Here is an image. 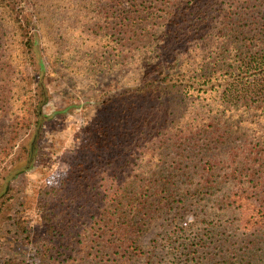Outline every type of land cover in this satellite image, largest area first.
I'll list each match as a JSON object with an SVG mask.
<instances>
[{"label": "trees", "instance_id": "16d2710c", "mask_svg": "<svg viewBox=\"0 0 264 264\" xmlns=\"http://www.w3.org/2000/svg\"><path fill=\"white\" fill-rule=\"evenodd\" d=\"M17 1L0 0V76L16 136L31 118L34 132L3 167V202L36 157L48 168L47 155H36L54 119L43 112L48 84L96 87L122 69L138 71L140 82L84 106L91 115L69 146L65 175L16 199V241L34 247L39 264H155L142 246L152 223L213 197L244 237L214 264H264L254 247L264 238V0H164L165 15L141 29L138 46L123 43L118 29L128 25L112 22L100 0H26L29 13ZM218 150L222 157H210ZM207 254L189 252L185 264Z\"/></svg>", "mask_w": 264, "mask_h": 264}, {"label": "rangeland", "instance_id": "374dc122", "mask_svg": "<svg viewBox=\"0 0 264 264\" xmlns=\"http://www.w3.org/2000/svg\"><path fill=\"white\" fill-rule=\"evenodd\" d=\"M163 2L164 0H100V6L108 11L112 22L117 23V26L118 23L128 25V28L118 29L122 34L123 43L138 46L146 41L141 29L165 15ZM17 3L29 13L26 0H19ZM28 72L35 75L33 71ZM63 81L67 79H54L53 83L48 84L44 93L46 102L43 105V112L46 115H52L54 119L43 127L36 155L40 153L47 155L43 161L48 163V168L43 169L40 157H36L25 173L11 179L9 184L11 192L8 193V197H5L7 201L0 200V207L4 209L3 212L0 210V264L9 258L22 260L25 264H39V256L35 253L34 247L29 243L16 241L18 240L15 234L16 229L11 220V217H15L18 213L16 211L21 207L16 199L20 197L22 200L25 195H28L27 193L44 185L49 179L65 175L71 155L69 146L76 132L85 124V118L91 115V110L84 109L85 105L98 101L106 90L112 95L114 90L111 88L116 87L121 90L130 84L140 82V77L138 71L128 72L122 69L112 75L101 76L96 87L84 79H69L72 84L68 87ZM40 94V87L34 84L32 97L41 99ZM9 102V82L2 80L0 76V109L2 111L0 113V179L4 175L3 167L9 163L21 144L29 143L34 132V118H31L30 124L18 130L16 136V113L13 112V107ZM220 150L213 151L210 157H222ZM22 165H26V162L21 163L19 167ZM14 168L16 169V166ZM206 199L207 201L196 199L187 201L183 206L174 207L170 213L152 223L142 238V246L156 256L153 259L155 264H185V260L190 257L188 253L195 250L199 253H208L205 256L206 259L202 260V264H214L222 257L221 249L233 250L240 247L233 243H240L244 237L235 226L226 223L229 215L226 212H220L214 206L213 197H206ZM24 215L29 221V230L40 234L30 214L25 213ZM207 223L211 224L207 225ZM205 229H208V234ZM200 238H203L208 249L200 248ZM222 239H228L224 248L219 247L222 245ZM259 239V244L254 247L256 251L259 248L264 251V238ZM255 241L257 242V239ZM200 256L204 257V255Z\"/></svg>", "mask_w": 264, "mask_h": 264}]
</instances>
